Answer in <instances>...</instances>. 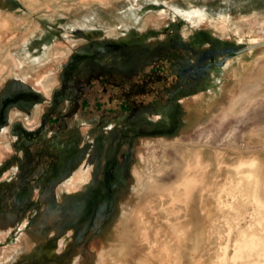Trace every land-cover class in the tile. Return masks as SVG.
Listing matches in <instances>:
<instances>
[{
  "label": "rangeland",
  "instance_id": "obj_1",
  "mask_svg": "<svg viewBox=\"0 0 264 264\" xmlns=\"http://www.w3.org/2000/svg\"><path fill=\"white\" fill-rule=\"evenodd\" d=\"M211 42L232 52L195 82ZM18 92L0 264H264V0H0V104Z\"/></svg>",
  "mask_w": 264,
  "mask_h": 264
},
{
  "label": "flooded vegetation",
  "instance_id": "obj_2",
  "mask_svg": "<svg viewBox=\"0 0 264 264\" xmlns=\"http://www.w3.org/2000/svg\"><path fill=\"white\" fill-rule=\"evenodd\" d=\"M213 44V42H211ZM231 49H227V48H221L218 45H216L215 43L212 45V49H210L207 53H203L202 55L199 56L198 61L195 63L194 67H193V73H195V78L193 81H197L198 79L202 80L205 79L206 77V70L208 68H210V64L211 62H215L216 60H218L221 56H227L231 53ZM179 61V60H177ZM178 63V62H177ZM180 63V64H179ZM178 63V68L180 67L181 70V74H183L186 78V80L189 79L188 75L190 74V65L189 62L184 59L181 60ZM83 72L84 70L81 69ZM54 108L53 111L55 112L57 107L56 105L58 104V99L60 100L61 97L59 95H56L54 97ZM58 98V99H57ZM77 96H75L70 103L69 109H68V115H70L71 113H73L77 108H78V103H77ZM35 99H37V97L30 93V92H18L15 93L13 95H11V97H8L6 99H4L1 104H0V126L4 124V122H6V119L4 117V113L5 110H7V108H9L10 106L19 104L20 102H24V103H29L31 101H34ZM59 117H62L59 115ZM47 119V116L44 117V123ZM16 131H18V135H19V140L23 141L24 144H30L31 142H34V140L38 139L41 134H42V129H39L37 131H29L20 127H16L15 128ZM54 138H56V135H53ZM17 148H19L21 146V144H17L16 145ZM22 148H25V146ZM122 168V166H121ZM111 167L109 166V168L107 169V171L103 174V178H102V184L98 185V186H94L91 190H95L97 192V195L95 197L101 198L99 200V203L96 207H101L103 206V204H109L111 202L110 200V195L112 194V188L111 185L116 181L117 177L113 176V171L111 170ZM98 188V189H97ZM99 190V192H98ZM94 197V198H95ZM97 199H92L91 197L89 199V203L94 202L93 200H95V203L97 202Z\"/></svg>",
  "mask_w": 264,
  "mask_h": 264
},
{
  "label": "bare ground",
  "instance_id": "obj_3",
  "mask_svg": "<svg viewBox=\"0 0 264 264\" xmlns=\"http://www.w3.org/2000/svg\"><path fill=\"white\" fill-rule=\"evenodd\" d=\"M199 165V162L197 163V166ZM190 168V166H189ZM189 171V170H188ZM187 171V172H188ZM201 183L200 179L198 178L197 175H195L194 173L193 174H188L186 175L183 179H182V182L180 183V186H183L184 187V191L186 193V195L188 196L191 191L196 187L198 186L199 184ZM59 243V242H58ZM60 244L61 241H60Z\"/></svg>",
  "mask_w": 264,
  "mask_h": 264
},
{
  "label": "water",
  "instance_id": "obj_4",
  "mask_svg": "<svg viewBox=\"0 0 264 264\" xmlns=\"http://www.w3.org/2000/svg\"><path fill=\"white\" fill-rule=\"evenodd\" d=\"M254 46H249L247 49H252Z\"/></svg>",
  "mask_w": 264,
  "mask_h": 264
}]
</instances>
